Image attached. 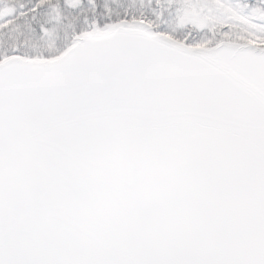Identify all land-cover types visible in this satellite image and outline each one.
Returning a JSON list of instances; mask_svg holds the SVG:
<instances>
[{
	"label": "snow or ice",
	"instance_id": "6c2138e0",
	"mask_svg": "<svg viewBox=\"0 0 264 264\" xmlns=\"http://www.w3.org/2000/svg\"><path fill=\"white\" fill-rule=\"evenodd\" d=\"M0 264H264V0H0Z\"/></svg>",
	"mask_w": 264,
	"mask_h": 264
}]
</instances>
